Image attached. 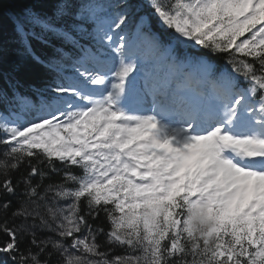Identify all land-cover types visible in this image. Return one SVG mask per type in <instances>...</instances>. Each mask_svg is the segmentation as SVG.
Wrapping results in <instances>:
<instances>
[{"label":"snow or ice","instance_id":"snow-or-ice-1","mask_svg":"<svg viewBox=\"0 0 264 264\" xmlns=\"http://www.w3.org/2000/svg\"><path fill=\"white\" fill-rule=\"evenodd\" d=\"M9 11L0 264H264V0Z\"/></svg>","mask_w":264,"mask_h":264},{"label":"trees","instance_id":"trees-1","mask_svg":"<svg viewBox=\"0 0 264 264\" xmlns=\"http://www.w3.org/2000/svg\"><path fill=\"white\" fill-rule=\"evenodd\" d=\"M29 0H5V7L13 10H18L23 7ZM11 15V11L5 15L0 16V40L7 41L10 43V37L12 35V26L8 20V16ZM15 45H13V48ZM37 52H40L37 47ZM14 64H19L21 71L14 73L15 79L19 81L16 85L17 90L24 95H30L32 89L40 87L45 82L44 70L41 66L33 64L30 59L24 56H18L13 54L10 62L5 65L3 74H0V92L7 93L10 98L12 94L13 82L10 80L9 71ZM5 105L0 103V111L4 109ZM4 151V146L0 145V153ZM18 175V174H17Z\"/></svg>","mask_w":264,"mask_h":264}]
</instances>
